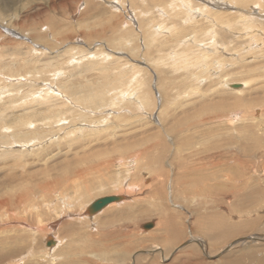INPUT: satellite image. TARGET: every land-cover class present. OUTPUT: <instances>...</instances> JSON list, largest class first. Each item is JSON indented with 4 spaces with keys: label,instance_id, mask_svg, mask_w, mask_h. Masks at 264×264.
I'll list each match as a JSON object with an SVG mask.
<instances>
[{
    "label": "rangeland",
    "instance_id": "374dc122",
    "mask_svg": "<svg viewBox=\"0 0 264 264\" xmlns=\"http://www.w3.org/2000/svg\"><path fill=\"white\" fill-rule=\"evenodd\" d=\"M263 14L264 0H0V264H220L229 255L243 264L264 261V147L246 157L252 182L244 189L237 186L243 190L235 189L236 198L224 189V198L213 206L211 193L201 189L207 206L214 207L206 210L209 214L213 210L231 223L255 224L232 238L213 244L198 228L203 223L195 222L189 209L173 205L169 195L176 187V171L182 181L196 176L197 189L206 177V170L192 175L180 162L178 168L174 156L188 155L187 140L199 142L204 136V144L212 146L221 139L237 142L254 127L263 128L264 102L247 103L254 97L264 101ZM239 82L242 87L235 85ZM88 96L101 99L94 102ZM220 102L223 109L214 108ZM206 106L211 111L202 110ZM195 109L202 115L196 114L193 123L207 119V125L188 132V117ZM256 109L262 112L259 121ZM237 111L236 123L230 124L229 115ZM216 114L221 116L214 120ZM180 140L186 142L177 151ZM65 160L69 168L87 171L62 180ZM59 177L62 181L53 184ZM224 177L217 181L230 188ZM162 187L165 209L182 213V221L175 223L184 229L166 245L161 238L170 236L160 231L159 212L150 201V190ZM247 190L261 194L258 202L244 198L242 191ZM117 192L123 197L120 205L88 215L93 199ZM156 206L162 207L160 200ZM142 207L149 208L145 217ZM150 221L156 227L144 230L142 224ZM49 236L59 244L47 245ZM128 246L124 258L114 262Z\"/></svg>",
    "mask_w": 264,
    "mask_h": 264
},
{
    "label": "bare ground",
    "instance_id": "6f19581e",
    "mask_svg": "<svg viewBox=\"0 0 264 264\" xmlns=\"http://www.w3.org/2000/svg\"><path fill=\"white\" fill-rule=\"evenodd\" d=\"M237 2H238V0H237ZM244 2V1H243ZM243 2H241V3H243ZM170 3V2H169ZM90 4V3H89ZM244 4H245V2H244ZM91 5V4H90ZM171 6V5H170ZM172 6H173V3H172ZM258 7V6H257ZM170 8V7H169ZM175 9V8H174ZM238 10V9H237ZM244 10V9H243ZM261 11H263V10H261ZM242 13V12H241ZM246 13V12H245ZM240 14V13H239ZM244 14V13H243ZM248 15H250V14H248ZM264 15V14H263ZM240 16H242L241 14H240ZM161 18V17H160ZM248 18V17H247ZM251 18V17H250ZM250 18H249V20H250ZM253 18V17H252ZM258 18V17H257ZM249 20H248V22H249ZM252 20H254V19H252ZM245 21V20H244ZM246 22V21H245ZM244 24V23H243ZM153 26V25H152ZM151 26V27H152ZM251 26V25H250ZM146 27V26H145ZM151 27H148V28H151ZM160 27H162V26H160ZM243 27V26H242ZM253 27V26H252ZM147 28V27H146ZM154 28V27H153ZM249 28V27H248ZM256 31V30H255ZM258 33V32H257ZM240 35V34H239ZM147 36V35H146ZM187 36V35H186ZM180 38H182V37H180ZM259 44H260V42H259ZM262 44V43H261ZM30 53V52H29ZM32 55V54H31ZM26 60V59H25ZM25 62V61H24ZM27 63V62H26ZM28 63H31V62H28ZM58 64V63H57ZM34 66V65H33ZM130 66V65H129ZM24 67V66H23ZM126 68V67H125ZM131 70V69H130ZM229 84H231V83H229ZM229 84H228V86H229ZM233 84V83H232ZM223 85V84H222ZM225 86L227 85V84H224ZM235 85H237V86H240V87H242L243 85L239 82V83H235ZM231 87V86H230ZM239 87V88H240ZM232 88V87H231ZM234 88V87H233ZM238 88V89H239ZM235 89V88H234ZM237 89V90H238ZM44 90V89H43ZM51 91V90H50ZM49 91V92H50ZM56 91V90H55ZM38 92V91H37ZM45 92V91H44ZM256 92V91H255ZM258 92V91H257ZM262 92V91H261ZM263 93V92H262ZM262 93L260 94L259 93V95H262ZM121 94V93H120ZM234 94V93H233ZM257 94V93H256ZM255 93H254V95H256ZM33 95V94H32ZM54 95H55V93H54ZM122 95V94H121ZM142 95V94H141ZM253 95V94H252ZM264 95V94H263ZM144 96H146V94L144 95ZM88 97H90V101H94V102H98L101 98H94V97H92V96H88ZM218 97V96H217ZM226 97V96H225ZM233 98V97H232ZM251 98V97H250ZM249 98V99H250ZM215 99V98H214ZM213 99V100H214ZM63 100V99H62ZM142 100H144V99H142ZM230 100V99H229ZM264 100V99H263ZM218 101V100H217ZM223 101V100H222ZM227 102H229L228 100H227ZM264 101H261L260 99H258L257 97L255 98H253L252 99V101H249V102H247V103H250V104H254V105H256V104H260V103H263ZM69 103V102H68ZM139 103V102H138ZM141 103V102H140ZM146 103V102H145ZM222 102H220V103H218V104H216L215 106H214V108H217L220 104H221ZM226 103V102H225ZM233 103H234V101H233ZM156 104V103H155ZM161 104V103H160ZM206 104V103H205ZM239 104H241L240 102H237V104L236 105H239ZM157 105V104H156ZM209 105V104H208ZM150 105H148L147 107H149ZM165 106H167V105H165ZM212 106V105H211ZM224 107V105H220L219 107ZM262 107H263V105H261ZM8 107V106H7ZM145 107V106H144ZM143 107V108H144ZM203 107H204V105H203ZM203 107H202V110H205V112H208V111H211V109H208L207 108V106H206V108L207 109H203ZM223 107H222V109H223ZM227 107V106H226ZM261 107V108H262ZM264 108V107H263ZM67 109V108H66ZM159 109H161V108H159ZM35 110V109H34ZM58 110V109H57ZM73 110V109H72ZM82 110V109H81ZM92 110H93V108H92ZM194 110V109H193ZM200 110V109H199ZM202 110L201 111H196V109H195V112L193 111L192 112V114L188 117V132H193V130L195 131V129H196V127H197V125L198 124H202L203 126H204V124H206L207 123V119H205L204 121H200L199 123H193V118L194 117H197L196 116V114L197 115H199V116H201L202 114ZM215 110V109H214ZM221 110V109H220ZM226 110H228V107H227V109ZM250 111H252V109H249ZM28 111V110H27ZM55 111V110H54ZM71 111V110H70ZM74 111V110H73ZM85 111V110H84ZM89 111V110H88ZM152 111V110H151ZM160 111V110H159ZM166 112H168L167 110H165ZM234 111V110H233ZM246 110H244V112H245ZM86 112V111H85ZM145 112V111H144ZM153 112V111H152ZM243 112V111H242ZM243 112V113H244ZM258 112V115H259V117H257V121H259L260 119H261V117H262V112H261V109L258 111V109H256L255 110V112H254V114L256 115V113ZM56 113H58L57 111H56ZM79 113V112H78ZM238 113H239V111H237V112H231V115H229V120L231 119V121H230V124H233V123H236V119H237V116H239L238 115ZM247 113V112H246ZM250 113V112H249ZM85 114V113H84ZM162 114V113H161ZM201 114V115H200ZM229 114V113H228ZM264 114V113H263ZM40 115V114H39ZM53 115V114H52ZM56 115V114H55ZM54 115V116H55ZM158 115V114H157ZM221 115H225V114H221ZM220 114L218 115V114H216V115H214V120H216V119H218L217 117L219 116H221ZM166 116H167V114H166ZM253 116V115H252ZM257 116V115H256ZM21 117V116H20ZM30 117V116H29ZM158 117V116H157ZM16 118H17V116H16ZM42 118V117H41ZM45 118H48V117H45ZM240 118V117H239ZM243 118V117H242ZM2 119V118H1ZM23 119V118H22ZM49 119H50V117H49ZM55 119V118H54ZM59 119V118H58ZM57 119V120H58ZM227 119V118H226ZM245 119V118H244ZM262 119H264V117L262 118ZM26 120H29V119H26ZM25 120V121H26ZM48 120V119H47ZM52 120V119H51ZM160 119H158V121H159ZM223 120V119H222ZM225 120V119H224ZM20 121V120H19ZM24 121V122H25ZM228 121V120H227ZM250 121V120H249ZM21 122V121H20ZM23 122V121H22ZM21 122V123H22ZM27 122V121H26ZM217 122H219V121H217ZM247 122V121H246ZM54 123V122H53ZM62 123V122H61ZM173 123V122H172ZM220 123V122H219ZM23 124V123H22ZM61 125V124H60ZM201 125V126H202ZM207 125V124H206ZM49 126V125H48ZM58 126V125H57ZM56 126V127H57ZM165 126V125H164ZM172 126V125H171ZM187 126V125H186ZM54 127V126H53ZM42 128V127H41ZM50 128H52V127H50ZM61 128V127H60ZM2 129V128H1ZM4 129V128H3ZM36 130L38 129L37 127L35 128ZM45 129V128H44ZM44 129H41L42 131L44 130ZM46 129H49V128H46ZM53 129V128H52ZM6 130V129H5ZM4 130V131H5ZM50 130V129H49ZM54 130H55V128L53 129V132H54ZM198 130V129H197ZM231 130V129H230ZM233 130V129H232ZM246 130V129H245ZM47 131V130H46ZM59 131V130H58ZM162 131H163V129H162ZM7 132V131H6ZM39 132H41V131H39ZM49 132V131H48ZM48 132H46V133H48ZM70 132V131H69ZM186 132V131H185ZM0 133H1V131H0ZM8 133V132H7ZM45 133V132H44ZM51 133V132H50ZM187 133V132H186ZM234 133V132H233ZM3 134V133H2ZM6 134V133H5ZM17 134V133H16ZM188 134V133H187ZM207 134H209V132L207 133ZM238 134V133H237ZM242 134V133H241ZM19 135H21V134H19ZM28 135V134H27ZM34 135V134H33ZM46 135V134H45ZM166 135V134H165ZM179 135V134H178ZM210 135H212V133H210ZM169 135H167L166 136V139H167V137H168ZM192 136H193V134H192ZM215 136V135H214ZM220 136V135H219ZM222 136V135H221ZM229 136H230V134H229ZM239 136V135H238ZM242 137H241V139H239L237 142H236V139H238V138H235L233 141L231 140V138L230 139H228V140H226V141H224V140H220V141H215L214 142V140L212 141V142H214L213 143V145L212 146H206V144H204L205 142V137L203 136L202 137V141H199V142H197V141H189V140H187L188 141V146H190V145H194V146H190V147H188L187 146V148H188V155L187 156H185V158L180 154V152H176V154L177 155H175L174 157L178 160V162H177V166H178V168H179V166L180 165H178V163L180 162V163H184V167H188V169L189 170H187V171H189V173L190 174H192V175H195L196 173H199V172H201V171H203V170H206V172L204 171V173H205V178H203V180H201L200 181V183L202 184V186H201V188L200 189H197V187L199 186V182H198V180H197V177L196 176H193V177H189V179L187 178V177H185V180H183L182 181V176H179V171H176V172H174L172 175H173V180L172 181H174V183H175V188H174V191L173 192H170V196H171V199H172V201H173V205H175V204H179V205H181L182 207H184L185 209H189L190 210V213H191V215H194L195 216V222H197V221H199V222H202L203 223V225H201V226H198V228L202 231V232H204V233H207V236H208V239L209 240H212L213 242V244H214V240H218L219 242L220 241H223V239H226L227 240V238L229 237H231L232 238V236H234L235 234H238V232L239 231H242V230H244V229H246V228H250L252 225H255V224H253V222L252 221H250V220H246V221H243L241 224L239 223H231V222H229V220L227 219V220H224V219H222V218H218L217 217V215L214 213V211L212 210V211H210L211 213L209 214L206 210L208 209V208H212L213 206H215L216 204L217 205H219L218 204V201H221L223 198H224V193H223V191H224V189H229V190H232V198H233V196L234 195H237V194H235V193H237V191L238 190H240V189H242L243 187L245 188L246 186H248V185H250L249 184V182H252V179H251V171H250V166H248V168L246 169L245 168V164L247 163V158L246 157H249V156H251V157H253V155H254V153L258 150V149H260V148H262L263 149V147H264V126H263V128H261V129H258V130H256V128L254 127V131H248V133L247 134H243V135H241ZM1 137V136H0ZM3 137V136H2ZM8 137V136H7ZM6 137V138H7ZM155 137V136H154ZM174 137H175V139H176V136L174 135ZM224 137V136H223ZM37 138V137H36ZM40 138V137H39ZM38 138V139H39ZM170 138H173V137H170ZM184 138V137H183ZM190 138H191V136H190ZM211 138V137H210ZM35 139V138H34ZM174 139V138H173ZM214 139V138H213ZM25 140H27V139H25ZM14 141V140H13ZM159 141V140H158ZM177 141V140H176ZM208 141V140H207ZM210 141V140H209ZM21 142V141H20ZM37 142V141H36ZM167 142V141H166ZM185 142L186 141H183V140H180V142H179V144H178V146H177V148H174L175 150H177V151H182V146H184L185 145ZM12 143V142H11ZM172 143V142H171ZM170 143V144H171ZM175 143V142H174ZM177 143V142H176ZM175 143V144H176ZM5 144V143H4ZM10 144V143H9ZM167 144V143H166ZM83 145V144H82ZM81 145V147H83ZM199 145V146H198ZM203 145V146H202ZM34 146V145H33ZM38 146V145H37ZM171 146V145H170ZM175 146V145H174ZM46 147V146H45ZM27 148H28V146H27ZM31 148V147H30ZM79 148V147H78ZM92 148V147H91ZM164 148V147H163ZM186 148V149H187ZM192 148H193V150H192ZM4 149V148H3ZM34 149V148H33ZM161 149V148H160ZM173 149V150H174ZM6 150V149H5ZM49 150V149H48ZM96 151H97V149H95ZM101 150V149H100ZM164 150V149H163ZM166 150V149H165ZM172 150V151H173ZM95 151V152H96ZM29 153V152H28ZM43 153V152H42ZM163 153V152H162ZM175 153V152H174ZM48 154V153H47ZM54 154V153H53ZM103 154V153H102ZM51 155V154H50ZM57 155V154H56ZM29 156V155H28ZM42 156V155H41ZM52 157H54V155L52 156ZM51 157V158H52ZM74 157H76V156H74ZM224 157H227L226 159H224L223 160V158ZM38 159H39V157H37ZM72 158V157H71ZM231 158L235 161V163L233 164V163H230L231 162ZM23 159V158H22ZM21 159V160H22ZM34 159H36V158H34ZM42 159V158H41ZM88 159V158H87ZM156 159V158H155ZM160 159V158H159ZM172 159V158H171ZM67 160H70L69 158L67 159ZM81 160H83V159H81ZM85 161H86V159H84ZM84 160L82 161V164H83V162H84ZM188 162H187V161ZM5 161V160H4ZM79 161V160H78ZM95 161V160H94ZM157 161V160H156ZM155 161V162H156ZM181 161H183V162H181ZM6 162V161H5ZM65 162L67 163V161L65 160ZM63 163L62 162V164L63 165H65L64 167H60V169L61 170H64V171H62L63 173H61V176H63L64 177V179H62V180H68L67 178H69V177H72L73 175H79V174H83V173H85L87 170L86 169H84V167H82L81 168V170L80 169H76V168H74V169H72V168H69L70 167V164H66V163ZM72 161H70V163H71ZM104 162V161H103ZM127 162V161H126ZM233 162V161H232ZM29 163V162H28ZM44 163V162H43ZM77 163V162H76ZM79 163H81V161L79 162ZM85 163V162H84ZM129 163V162H128ZM3 164V163H2ZM45 164V163H44ZM71 164H73V162L71 163ZM120 164V163H119ZM170 164H172V163H170ZM175 164V163H174ZM4 165V164H3ZM5 165H7V164H5ZM76 165V164H75ZM75 165H73V166H75ZM81 165V164H80ZM87 165V164H86ZM169 165V164H168ZM176 165V164H175ZM189 165H191V166H189ZM2 166V165H1ZM8 166H10V165H8ZM12 166V165H11ZM60 166V165H59ZM126 166V165H125ZM134 166V165H133ZM176 166V167H177ZM181 166H182V164H181ZM263 168H264V163H262V165H261ZM260 166V167H261ZM7 167V166H6ZM53 167V166H52ZM92 167V166H91ZM183 167V166H182ZM192 167V168H191ZM208 167H210V169H209V172H207V168ZM16 168H17V166H16ZM48 168V167H47ZM57 168V167H56ZM63 168V169H62ZM86 168V167H85ZM89 167L87 166V169H88ZM171 168H174V167H171ZM181 168V167H180ZM30 169V168H29ZM109 169V168H108ZM28 170V169H27ZM95 170V169H94ZM132 170V169H131ZM92 171V170H91ZM156 171V170H155ZM182 170H180V172H181ZM262 171V172H261ZM4 172V171H3ZM260 172L261 173H264V171L261 169L260 170ZM24 173H26V172H24ZM67 173H69V174H67ZM183 173V172H182ZM184 173H186V172H184ZM56 174V173H55ZM156 174V173H155ZM201 174V173H200ZM203 174V173H202ZM201 174V175H202ZM101 175V174H100ZM165 175H167L166 173H165ZM7 176V175H6ZM47 176H49V175H47ZM59 176V175H58ZM164 176V175H163ZM185 176H187V175H185ZM188 176H189V174H188ZM218 176H225L228 180H229V184L228 183H226L227 185H229V187L230 188H224V186H221L222 184L220 183V180L219 181H217V178H218ZM43 177H45V176H43ZM53 177V176H52ZM166 177V176H165ZM165 177H162L161 179H163V178H165ZM224 177V178H225ZM10 178H14V177H11L10 176ZM61 177H59V179L58 180H55L54 182H53V184H55V183H57V182H60V181H62L61 179H60ZM87 178V177H86ZM129 178V177H128ZM127 178V179H128ZM156 178H158L157 180L159 181V177L157 176ZM198 178H200V177H198ZM223 178V179H224ZM72 179H76V178H72ZM88 179V178H87ZM124 179V178H123ZM135 179V178H134ZM145 179V178H144ZM250 179H251V181H250ZM41 180V179H40ZM44 181H45V179H43ZM84 180L85 179H83V182H84ZM149 180V179H148ZM155 180V179H154ZM156 180V181H157ZM164 180V179H163ZM166 180V179H165ZM216 180V181H215ZM10 181V180H9ZM21 181V180H20ZM64 181V182H65ZM81 181V180H80ZM126 181H128V180H126ZM171 181V183H173ZM223 181V180H222ZM224 181H225V179H224ZM240 181V182H239ZM14 182H16V181H14ZM131 182V181H130ZM12 183V182H11ZM33 183V182H32ZM39 183V182H38ZM47 183V182H46ZM45 183V184H46ZM50 183V185H51V183L52 182H49ZM79 183V182H78ZM85 183V182H84ZM156 183H158V182H156ZM167 183H169V182H167ZM170 183V184H171ZM35 184V183H34ZM37 184V183H36ZM48 184V183H47ZM46 184V185H47ZM188 184H192V185H190V186H188ZM224 184V183H223ZM225 184V185H226ZM26 185H27V183H26ZM66 185V184H65ZM78 185V184H77ZM115 185H116V183H115ZM114 185V186H115ZM129 185H131V184H129ZM156 185V184H155ZM154 185V186H155ZM180 185L182 186V189L180 190ZM69 186V185H68ZM157 187L159 186V185H156ZM155 186V187H156ZM170 186V185H169ZM240 186V187H242V188H238V187ZM1 187V186H0ZM11 187V186H10ZM28 187V186H27ZM53 187V186H52ZM87 187V186H86ZM123 187V186H122ZM152 187V186H151ZM40 188V187H39ZM78 188H79V186H78ZM170 188V187H169ZM204 189V193L206 194V190L208 189V191L211 193V195L212 196H210L211 198H212V200H211V202H212V204H213V206L212 207H208L207 206V204H210V202L208 201V202H206V199L205 200H203L202 199V196H204L202 193H201V189ZM243 188V189H244ZM248 188V187H247ZM257 188H259V187H257ZM65 189H67V188H65ZM82 189V188H81ZM235 189H237V191L235 190ZM242 189V190H243ZM254 189V188H253ZM262 189V188H261ZM2 190V189H1ZM148 190V189H147ZM160 190H164L163 192H160ZM252 190V189H251ZM8 191V190H7ZM12 191H13V189H12ZM12 191H10L9 192V194H11V192ZM16 191L18 192V190L16 189ZM33 191V190H32ZM130 191H132V189L130 190ZM151 191V193H152V196L150 197V201H151V203H152V205H151V207L152 208H154V209H156L155 211H157V212H159L157 215H158V221H157V225H158V227H159V229H160V231H164V233H166V234H168L169 236H170V238H168V237H162L161 238V240H165L162 244L163 245H166V244H172V242L175 240V239H177L178 237H180L181 236V234L184 232V229L181 227V226H178L176 223L177 222H181L182 221V219H183V215H182V213H179V212H175V211H173L172 209H165V206H167L166 204H164V201L163 200H165L166 201V197H165V189H164V187H162V188H159V189H155L154 191L153 190H150ZM153 191V192H152ZM241 191V190H240ZM245 191H246V189H245ZM248 191V190H247ZM263 191V190H262ZM3 192V191H2ZM1 192V193H2ZM87 192V191H86ZM116 192V191H115ZM120 192V191H119ZM126 192V191H125ZM149 192V191H148ZM253 192V194H251L249 191L246 193V192H244V191H242V193H244V194H246V196L245 195H243L244 196V198H246L247 197V200H257V198H259L260 196H261V194L258 192L257 193V191H256V193L254 192V191H252ZM0 193V194H1ZM4 193V192H3ZM13 193V192H12ZM118 193V192H117ZM122 193H123V191H122ZM128 194L130 193V192H127ZM133 193V192H132ZM146 193V192H145ZM150 193V192H149ZM148 193V194H149ZM239 193V192H238ZM8 194V193H7ZM36 194V193H35ZM102 194H104V193H101V195L100 194H98V198H96V199H93L87 206L89 207L90 206V204L92 203V202H94V201H96L97 199H99V198H110V196H113V197H115L116 199H117V201H115V202H112L111 204H109V205H107L106 207H104L101 211H99V212H94V213H92L93 215H95V214H100L101 212H103L104 210H106L108 207H110V206H115L117 203H119V205L122 203V195H120V193H118V194H116V193H114V194H111V195H103L102 196ZM226 194H229V193H226ZM241 194V193H240ZM39 195V194H38ZM55 195V194H54ZM137 195V194H136ZM241 195V196H242ZM2 196V195H1ZM0 196V197H1ZM53 196V195H52ZM145 196V195H144ZM149 196V195H148ZM206 196H208V195H206ZM31 197V196H30ZM37 197V196H36ZM93 197V196H92ZM91 197V198H92ZM140 197V196H139ZM238 197V196H237ZM57 198V197H56ZM67 198V197H66ZM234 198H236V196H234ZM55 199V198H54ZM65 199V198H64ZM125 199V198H124ZM128 199V198H127ZM227 199V198H226ZM238 199H241L240 197L238 198ZM56 200V199H55ZM58 200V199H57ZM161 201V204H162V207L158 210V208H157V206H156V203L158 202V201ZM242 200H243V197H242ZM241 200V201H242ZM246 200V199H245ZM255 200V201H256ZM125 201H126V199H125ZM170 201V200H169ZM179 201V202H178ZM194 201H196V204H195V206H193L192 204H193V202ZM237 201V200H236ZM55 202V201H54ZM126 202H128V201H126ZM234 202H235V200H234ZM243 202V201H242ZM247 202V201H246ZM256 202H258V201H256ZM206 203V205L204 206V204ZM238 203H239V200H238ZM238 203H235V206L236 205H238ZM249 203V202H248ZM247 203V204H248ZM261 203V202H260ZM230 204H232V202L230 203ZM230 204H229V207H231L230 206ZM258 204V203H257ZM30 205V204H29ZM50 205V204H49ZM61 205V204H60ZM65 205V204H64ZM142 205V204H141ZM171 205V204H170ZM216 205V206H217ZM251 205V204H250ZM45 206V205H44ZM53 206V205H52ZM67 206V205H66ZM86 206V207H87ZM234 206V205H233ZM232 206V207H233ZM241 206L243 207L244 205L241 203ZM248 206V205H247ZM49 207V206H48ZM64 207V206H63ZM86 207H85V210H86ZM175 207V206H174ZM188 207V208H187ZM238 206H236V208H237ZM239 207H240V205H239ZM59 208V207H58ZM57 208V209H58ZM115 208V207H114ZM145 208V207H144ZM143 207L141 208V209H144ZM151 208V209H152ZM181 208V207H180ZM214 208V207H213ZM235 208V207H234ZM244 208H246V207H244ZM247 208H250V207H247ZM4 209V208H3ZM31 209H32V207H31ZM55 209V208H54ZM59 209H61V208H59ZM139 209V211H141V209L140 208H138ZM205 211H204V210ZM240 209V208H239ZM253 209V208H252ZM6 210H8V209H6ZM37 210V209H36ZM231 210V209H230ZM235 210H238V209H235ZM235 210H233V211H235ZM243 210V209H242ZM250 210V209H249ZM256 210V209H255ZM148 211H149V208L148 209H144L143 210V213L144 214H141V215H144V217L146 216L145 214H147L148 213ZM209 211V210H208ZM85 212V211H84ZM84 212H83V214H84ZM87 212V211H86ZM238 212H243V211H241V209L238 211ZM27 213V212H26ZM29 213V212H28ZM141 213V212H140ZM189 213V214H190ZM13 214V213H12ZM82 214V213H81ZM91 214V215H92ZM97 214V215H98ZM236 214H237V212H236ZM40 215V214H39ZM62 215V214H61ZM86 215V214H85ZM89 215V214H88ZM154 215H156V214H154ZM156 215V216H157ZM82 216V215H81ZM80 216V217H81ZM115 216V215H114ZM2 217V216H1ZM61 217V216H60ZM84 217V216H83ZM86 217V216H85ZM84 217V218H85ZM89 217V216H88ZM94 217V216H93ZM192 217V216H191ZM221 217V216H220ZM90 218V217H89ZM36 219V218H35ZM106 219V218H105ZM134 219V218H133ZM178 219V220H177ZM85 220H87V217L85 218ZM131 220V219H130ZM1 221V220H0ZM32 221V220H31ZM90 221H92V220H90ZM89 221V222H90ZM109 221V220H108ZM188 221V220H187ZM56 222V221H55ZM88 222V223H89ZM176 222V223H175ZM33 223V222H32ZM37 223V222H36ZM41 223V222H40ZM101 223V222H100ZM39 224V223H38ZM90 224V223H89ZM102 224V223H101ZM145 224H147V225H149V226H145ZM143 223L142 224V228L144 229V230H150V229H154L156 226V224H155V222H153V221H150V222H148V223ZM22 225V224H21ZM88 225V224H87ZM93 225V224H92ZM200 225V224H199ZM25 226V225H24ZM23 226V227H24ZM29 226H30V224H29ZM57 226V225H56ZM93 226H95V225H93ZM92 226V227H93ZM114 226V225H113ZM35 227V226H34ZM46 227V226H45ZM91 227V228H92ZM94 228V227H93ZM89 229V228H88ZM116 229V228H115ZM158 229V230H159ZM7 230V229H6ZM45 230H47L46 228H45ZM91 230V229H90ZM3 231V230H2ZM58 231V230H57ZM246 231V230H245ZM248 231V230H247ZM1 232V231H0ZM7 232V231H6ZM39 232V231H38ZM96 232V231H95ZM244 232V231H243ZM1 234V233H0ZM189 234H190V231H189ZM36 235V234H35ZM192 235H195V234H192ZM191 235V236H192ZM206 235V234H205ZM93 236V235H92ZM199 236V235H198ZM206 236V237H207ZM2 237V236H1ZM17 237V236H16ZM47 237V236H46ZM153 237H154V239H157V237L156 236H154L153 235ZM200 237V236H199ZM15 238V237H14ZM21 238V237H20ZM40 238V237H39ZM97 238H98V236H97ZM114 238V237H113ZM159 238V237H158ZM196 238V237H195ZM201 238V237H200ZM45 239H47L46 241H45V243L47 244V245H51L52 247H55V245H57V244H59L53 237H51V236H49L48 238H45ZM62 239H65L66 240V238H62ZM61 239V240H62ZM93 239H96L95 237L93 238ZM192 239V238H191ZM203 239V238H202ZM263 239V238H262ZM19 240V239H18ZM30 240V239H29ZM246 240V239H245ZM32 241V240H31ZM38 241H40V240H38ZM63 241V240H62ZM235 241V240H234ZM242 241H243V239H242ZM0 242H2V240L0 241ZM5 242V241H4ZM41 242V241H40ZM217 242V241H216ZM216 242H215V244H216ZM22 243V242H21ZM20 243V244H21ZM44 243V242H43ZM189 243V242H188ZM192 243V242H191ZM237 243V242H236ZM1 244V243H0ZM15 244H17V243H15ZM182 244V243H181ZM232 244V243H231ZM45 245V244H44ZM98 245V244H97ZM208 245V244H207ZM222 245V244H221ZM19 246V245H18ZM50 246V247H51ZM85 246H87V244L85 245ZM105 246V245H104ZM107 246V245H106ZM155 246V245H154ZM157 246V245H156ZM10 247V246H9ZM17 247V246H16ZM20 247V246H19ZM27 246H25V248H26ZM52 247H51V249H52ZM87 247H89V249H91L90 248V246H87ZM86 247V248H87ZM95 248H97L96 246H94ZM100 247V246H99ZM224 247V246H223ZM34 248V247H33ZM36 248V247H35ZM49 247H47V249H48ZM104 248V247H103ZM181 248V247H180ZM185 248V247H184ZM213 248V247H212ZM20 249V248H19ZM18 249V250H19ZM129 249H130V247L128 246V247H125V248H123V252H124V254H121L120 256H115V257H113L116 261H114V262H118L117 260H118V258H121V259H123L124 258V255H125V251H129ZM206 249H208V248H206ZM210 249V248H209ZM8 250V249H7ZM18 250H16V251H18ZM21 250V249H20ZM92 250V249H91ZM89 250V253H91V252H94V250ZM122 250V249H121ZM162 250V249H161ZM250 250V249H249ZM15 251V250H14ZM21 251H23V250H21ZM54 251V250H53ZM52 251V252H53ZM63 251V250H62ZM117 251V250H116ZM211 251V250H210ZM216 251V250H215ZM220 251H222L221 249H220ZM254 252H255V250H253ZM48 252V251H47ZM46 252V253H47ZM163 252V251H162ZM254 252H250L249 254H251V253H254ZM258 252H260V251H258ZM257 252V253H258ZM1 253V252H0ZM3 253L4 252H2V255H3ZM25 253V252H24ZM45 253V254H46ZM50 253V252H49ZM84 254H86V251L85 252H83ZM116 253V252H115ZM166 253H168V252H166ZM176 253V252H175ZM208 253V252H207ZM206 253V254H207ZM241 253V252H240ZM261 254H260V256H262L263 258H264V252H260ZM10 254V253H9ZM22 254V253H21ZM29 254V253H28ZM51 254V253H50ZM151 254V253H150ZM242 254V253H241ZM259 254V253H258ZM1 255V254H0ZM35 255V254H34ZM33 255V256H34ZM93 255V254H92ZM91 254H90V256H92ZM95 255L96 254H94V257H95ZM98 255V254H97ZM96 255V256H97ZM135 255V254H134ZM244 255V254H243ZM242 255V257H244ZM248 255V254H247ZM253 255V254H252ZM13 256H14V254H13ZM47 256V255H46ZM49 256V255H48ZM87 256H89V255H87ZM99 256V255H98ZM151 256V255H150ZM219 256H221V255H219ZM238 256V255H237ZM241 256V255H240ZM259 256V255H258ZM25 257V256H24ZM28 257V256H27ZM70 257H72V256H70ZM81 257V256H80ZM93 257V256H92ZM235 257V256H234ZM242 257H240V258H242ZM245 257H247V256H245ZM21 258V257H20ZM73 258V257H72ZM100 258V257H99ZM233 258V255H229V260H227L226 258V261L224 262V263H220V264H243L242 262L241 263H239L240 261L238 260V262H237V259L239 258H237L236 257V259L235 260H233L232 259ZM254 260H255V258L254 257H252ZM1 259V258H0ZM22 259V258H21ZM24 259V258H23ZM26 259V258H25ZM52 259V258H51ZM81 259V258H80ZM101 259H103L102 258V256H101ZM109 259L111 260L112 259V257H109ZM224 259V260H225ZM248 259V258H247ZM3 260V259H2ZM1 260V261H2ZM19 260V259H18ZM17 260V261H18ZM54 260H56V259H54ZM243 260V259H242ZM16 261V260H15ZM14 261V262H15ZM16 261V262H17ZM44 261V260H43ZM80 261V260H79ZM100 261V260H99ZM120 261V260H119ZM161 261V260H160ZM169 261V260H168ZM183 262H182V264H184V262L186 261L187 262V260H182ZM244 261V260H243ZM256 261V260H255ZM251 261L250 262V260H249V262H248V264H255L256 262V264H264V261ZM23 262V261H22ZM104 262V261H103ZM106 262V261H105ZM131 262V261H130ZM51 263V262H50ZM75 263H78V261H75ZM81 263V262H80ZM139 264H143V263H141V261H139L138 262ZM245 263V262H244ZM20 264H21V262H20ZM49 264V263H48ZM54 264V263H53ZM79 264V263H78ZM100 264H105V263H100ZM188 264V263H187ZM206 264V263H205Z\"/></svg>",
    "mask_w": 264,
    "mask_h": 264
},
{
    "label": "water",
    "instance_id": "95a60500",
    "mask_svg": "<svg viewBox=\"0 0 264 264\" xmlns=\"http://www.w3.org/2000/svg\"><path fill=\"white\" fill-rule=\"evenodd\" d=\"M117 201V199L113 196H110V198H99L96 201L92 202L90 204V206L87 208V212L88 214H92L94 212H99L101 211L104 207H106L107 205H109L112 202ZM145 226H149L147 224H145Z\"/></svg>",
    "mask_w": 264,
    "mask_h": 264
}]
</instances>
